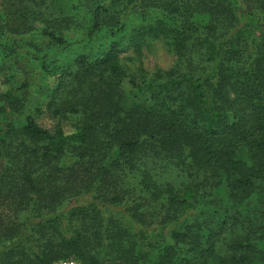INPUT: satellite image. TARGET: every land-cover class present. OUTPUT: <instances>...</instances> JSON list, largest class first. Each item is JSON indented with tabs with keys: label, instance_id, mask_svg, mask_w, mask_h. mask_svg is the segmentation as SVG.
<instances>
[{
	"label": "trees",
	"instance_id": "trees-1",
	"mask_svg": "<svg viewBox=\"0 0 264 264\" xmlns=\"http://www.w3.org/2000/svg\"><path fill=\"white\" fill-rule=\"evenodd\" d=\"M6 6L16 21L0 10V264H264V0ZM134 14L149 22L129 32ZM73 29L107 41L57 67L44 109L29 106L2 62L27 57L49 75L27 37L63 48ZM148 41L174 63L127 80L120 54Z\"/></svg>",
	"mask_w": 264,
	"mask_h": 264
},
{
	"label": "rangeland",
	"instance_id": "rangeland-1",
	"mask_svg": "<svg viewBox=\"0 0 264 264\" xmlns=\"http://www.w3.org/2000/svg\"><path fill=\"white\" fill-rule=\"evenodd\" d=\"M2 9L7 22L12 25L14 21H16L14 19L15 15L11 17V9L7 6L3 8L0 7V10ZM82 15V10L76 12L77 22L80 23L82 21ZM149 18L151 17L149 16ZM148 22L149 21L143 22L137 17V14H134L130 16L127 22V27H129L128 31L130 32L131 29L145 25ZM34 27L40 29L41 25L35 24ZM65 34L68 43L66 47L63 48L51 45L49 41L41 37L38 32H33L32 35L27 37L32 43L39 46L40 55H43L46 62L45 64L48 65L50 69L49 75H46L41 70L38 64L39 62H32L27 57L16 58L9 55L8 58L2 62L1 65L5 71L6 78L9 79L14 86H19L21 84L25 85L22 98L29 106L34 104L38 106L42 105L40 109H44L47 92L58 83L60 75L59 72L55 73L57 67L67 64L75 55L83 53L91 47H102L107 41V35L101 34L95 38L93 43L87 44L85 41L84 29H73ZM0 43V51H2L3 54H8L7 49L4 47V42L2 43L1 41ZM119 60L124 68L127 80L133 79L136 83L149 80L155 72L159 70L166 71L174 63L173 55L168 52L161 41H148L147 44L142 47L139 55H136L131 49L125 52L123 51L120 54ZM124 85L127 87L128 82L125 81ZM37 122L41 127L51 131L57 123L56 119L48 117L46 114L41 115L37 119ZM66 262L79 264L72 260Z\"/></svg>",
	"mask_w": 264,
	"mask_h": 264
},
{
	"label": "built area",
	"instance_id": "built-area-1",
	"mask_svg": "<svg viewBox=\"0 0 264 264\" xmlns=\"http://www.w3.org/2000/svg\"><path fill=\"white\" fill-rule=\"evenodd\" d=\"M53 264H73L72 262L61 261Z\"/></svg>",
	"mask_w": 264,
	"mask_h": 264
}]
</instances>
